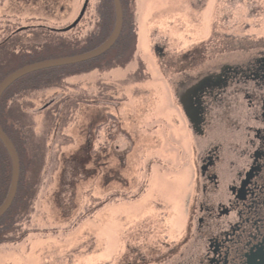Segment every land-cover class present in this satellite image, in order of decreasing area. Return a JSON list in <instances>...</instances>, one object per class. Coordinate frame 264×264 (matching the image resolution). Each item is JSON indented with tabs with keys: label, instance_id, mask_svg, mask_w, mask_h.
<instances>
[{
	"label": "flooded vegetation",
	"instance_id": "obj_1",
	"mask_svg": "<svg viewBox=\"0 0 264 264\" xmlns=\"http://www.w3.org/2000/svg\"><path fill=\"white\" fill-rule=\"evenodd\" d=\"M119 3L122 30L106 53L28 74L0 98V129L19 164L0 217V264H245L264 238V169L240 199L228 187L223 198L210 194L216 165L206 152L198 162L182 100L210 57L264 50V0ZM115 23V0H0V85L25 67L100 48ZM248 86L242 119L252 126L263 117L264 83ZM205 96L204 112L222 107ZM261 143L236 153L235 175L260 159ZM0 144L11 168L0 160L1 208L13 168Z\"/></svg>",
	"mask_w": 264,
	"mask_h": 264
},
{
	"label": "water",
	"instance_id": "obj_2",
	"mask_svg": "<svg viewBox=\"0 0 264 264\" xmlns=\"http://www.w3.org/2000/svg\"><path fill=\"white\" fill-rule=\"evenodd\" d=\"M115 9L116 23L113 33L100 48L81 57L49 61L25 67L13 73L1 83L0 98L11 85L28 74L83 63L106 53L115 45L122 30L123 14L119 0H115ZM255 50L252 49L250 50L251 52L248 51L247 53L241 52L243 54L242 56H234L235 53H231L228 56H217L215 57L217 58L216 60L220 58L222 59V63H217L218 65L209 67H206L207 65L201 66L199 73L193 75V78L184 83L186 84L184 90L188 88L189 90L186 91L187 93L182 100L183 113L188 123L192 125L193 143L197 153L195 154L198 162L203 152L209 153L210 157L214 159L216 167L213 169V181L215 183L212 185L213 188L210 194L220 196L221 198L224 195H228V190L223 191V187H228L229 191L237 199H240L239 194L243 193L252 179L255 176L257 177V174L262 168L264 169L263 165H259V163L264 161V150H261L260 159H246L248 164L250 161L254 163L249 172L245 171L244 174L239 173V176L235 175L238 170L243 169V155H240L239 159L236 153L241 154V152L246 151L251 153L258 152L259 142L262 141L261 146L264 145V113L262 119L252 126L246 120L242 119V116L245 114L243 102L250 97L249 94H252L249 91L250 89H248L249 86L246 88L245 85H249L251 81H261L264 83V50ZM230 57L238 60L230 62ZM191 85H193L192 89H190ZM206 93L211 95L208 99H212L214 103L222 100V107H215L213 110L215 112L210 111L207 113V109L204 112L203 104H205ZM209 109L213 108L209 106ZM0 141L5 146L11 158L13 168V180L9 197L6 203L0 208V217H2L9 209L16 193L19 164L13 145L1 129ZM232 162H235L234 166L231 165ZM248 164L244 170H248ZM256 165L257 168L255 169ZM207 168L205 167V163L198 166L199 171L203 175L206 173ZM261 178L262 184L264 185V173L261 175ZM211 203L210 200H205V205L210 209L209 214L212 216V213L216 209L214 207L212 209L210 208ZM218 204L226 205V200ZM244 211L246 212L245 217H249L246 204L241 213ZM242 216L244 215L242 214ZM191 248L192 244L189 240L184 249L185 253H189ZM208 249L205 247L204 251H202V249L198 248L197 253L205 255L208 253ZM251 250L253 251H249L245 256V260H247L245 264H264V238Z\"/></svg>",
	"mask_w": 264,
	"mask_h": 264
},
{
	"label": "rangeland",
	"instance_id": "obj_3",
	"mask_svg": "<svg viewBox=\"0 0 264 264\" xmlns=\"http://www.w3.org/2000/svg\"><path fill=\"white\" fill-rule=\"evenodd\" d=\"M248 52V51H246ZM232 53H235L234 56H242L243 54L241 52H237L236 50ZM231 54V53H230ZM223 55V53H219L217 55H215L213 58L210 57L208 59V61L206 63H204L203 65H207L206 67H209V66H214V65H218L217 63H222V59L219 58V60H216L217 58L215 57H221ZM230 56H233V55H230ZM231 61H234V60H238L236 58H233V57H230ZM202 65V66H203ZM19 65H16L15 61L13 60V62L9 65V66H6V73L8 74L9 72H12L13 70L16 69V67H18ZM29 120V119H28Z\"/></svg>",
	"mask_w": 264,
	"mask_h": 264
},
{
	"label": "trees",
	"instance_id": "obj_4",
	"mask_svg": "<svg viewBox=\"0 0 264 264\" xmlns=\"http://www.w3.org/2000/svg\"><path fill=\"white\" fill-rule=\"evenodd\" d=\"M124 14H126V11H124ZM127 16V15H126ZM107 21H108V23H110L111 25H113V23H114V16H113V14H112V16H107ZM125 24H126V22H124V29H123V32L124 31H126V28H125ZM125 33V32H124ZM124 40H128V38L126 37ZM0 153H4L5 154V151H4V149H3V147H2V145L0 144ZM2 158H0V160H1ZM3 160V159H2ZM4 165H5V167L4 168H6L7 169V173L9 174V172H10V162H9V160H8V158L7 157H5L4 158ZM9 171V172H8Z\"/></svg>",
	"mask_w": 264,
	"mask_h": 264
}]
</instances>
